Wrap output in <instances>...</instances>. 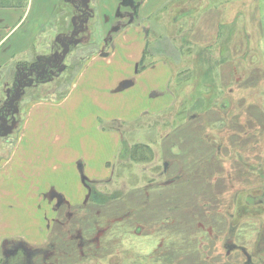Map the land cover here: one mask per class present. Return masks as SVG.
Returning <instances> with one entry per match:
<instances>
[{
    "label": "rangeland",
    "instance_id": "374dc122",
    "mask_svg": "<svg viewBox=\"0 0 264 264\" xmlns=\"http://www.w3.org/2000/svg\"><path fill=\"white\" fill-rule=\"evenodd\" d=\"M134 1L136 5L139 3V0ZM21 3L22 0H4L2 5ZM95 3V0H60L58 13L54 21L49 24L48 30L53 32L46 33L47 39H43L45 51L37 55L34 53L32 57L22 61H15L3 70L2 80L5 88L0 83V91H2L3 99H5V93H8L12 101L7 103L8 107H6L4 104L6 101L2 99L0 105V113H2L0 115V169L3 163L16 156L19 123L24 121L30 104L43 100L60 102L89 55L100 48V23L98 26ZM222 8L226 9V16L222 20L218 34L216 33L215 42L208 45L212 51L195 48L193 50L197 56L195 61L189 52L190 43L187 41L191 28H193L198 15L200 16L204 11L207 16L203 18V25H207L211 17L208 15L209 11L215 12L213 9L220 10ZM129 11L125 8L120 13L125 15ZM80 14H84L87 18L84 17L81 20ZM137 20L135 16L133 22ZM125 23L127 20H123L122 24ZM149 23H151L153 34L148 40L147 54L151 58L149 62L143 60L140 67L145 63L149 67L161 61L168 63L174 74L171 90L176 97V106L171 112L161 116H151V114H144L143 118L138 116L136 120H130L127 125L121 127L124 131L126 144L122 145L120 149L119 162L116 165L121 164L122 169L119 177L117 176L116 185L110 189V192L100 196L96 203L90 201L85 207L75 208L73 218L58 222L54 226V234L47 245L42 247L27 246L28 249L23 252L19 247L2 249L0 264H167L171 252L174 253L176 248L184 251L195 249L191 253L198 257L201 254L203 262L199 260V264H264V180L261 179V177L264 179V165H261L262 169H259V176L248 172V170L256 169L255 166H248L252 161L246 160L251 148L244 151L240 148L234 149L230 159H225L226 163L223 161L224 165L227 164L225 169L228 170V180L230 178L233 180L230 184V191L227 190V193L222 194L220 202L216 197L214 198L217 200L213 203L202 200L199 208H196L197 216L200 218L199 223L188 225V222L192 221L190 213H193V208L199 205L201 199L208 197V194H203L206 193L205 186L201 185L203 181L195 190L185 192L183 202L180 200L178 203L168 202L170 207L164 211L174 210L177 206L173 207V205L176 203L179 207L184 205L188 209L185 214L181 208L175 209L177 220L174 226L171 223H166L169 218L166 221L163 220L166 224L160 226L164 236L169 233L173 238L172 241L168 240V237H164L166 239L163 240L165 247L169 243L172 246L168 250L169 254L164 250L161 256L158 252L156 256L148 257L157 244L148 240V242L137 241L136 245L127 235L130 230L129 218L127 216L121 218L120 225L119 219H114L118 211L119 198L129 195L130 178L135 179L136 185H140L148 178L152 169L163 166L161 162H156L160 154L161 156L170 153L180 154V146L177 143L172 144L171 141L164 144V136L168 131L170 133V131L178 129L182 125L181 121L185 120L184 123H186L189 116L181 115V110L188 112L189 109H193L192 105L200 104L203 110L198 113L202 115L201 117H205L208 114L207 111L213 112L214 103L220 104L215 108L220 115L218 121L221 120L217 121V124L222 128L215 131L217 125L213 126L209 130L212 133L208 134L207 131L205 137L209 142V139L215 141L219 140V136L225 139L231 135V131L226 130L231 124L226 126L223 120V118L228 120L231 117L227 110L228 106L224 107L227 98L225 90L229 91L230 88H219V84L222 83L221 76H207V74L203 80L200 78L204 75L205 70L216 69L215 62L216 64L220 63V51L226 53L225 40L228 37L231 39L226 44L227 48L230 47V53L225 54L228 61L225 59L221 63L225 62L229 69L231 63L228 55L230 54L231 61L234 64L238 63V65L232 64L234 83L240 82V76H248V80L243 81V88L247 89V85L251 87L256 83L261 88V84L258 83L260 76H264V0H170ZM214 23H216L215 17ZM72 36L74 38L68 43L69 49L63 60L65 51L58 40L63 41ZM77 41L79 45H75ZM126 50L138 53L139 46L131 49L129 47ZM226 50L228 51V49ZM241 58L248 64L243 61L239 65ZM46 62L52 66L50 67ZM57 64L59 66L56 68ZM115 64L119 70H126L130 67L129 62L125 60ZM193 66H196L197 71L192 76H186L188 72H192ZM116 68L111 70V74L123 76ZM228 75L230 76V74ZM154 77L152 74V78ZM234 87H236L235 84L231 83V88ZM260 91L264 93V89H260ZM244 92L235 89L233 98L239 99ZM95 93L99 95L100 99L103 96L108 101H114L111 97L103 95L100 90ZM81 94H77L78 97L84 96ZM128 101L141 105L144 97L134 93L128 97ZM228 101L227 98V104ZM254 101L257 103L261 100L254 99ZM38 112H41V108L38 109ZM189 115L191 114L189 113ZM90 117V113L83 117L79 113L76 115L77 124L81 123L79 129L83 130L88 142L97 139L96 129L86 127V122L90 120ZM240 119L239 115L235 117L237 123H240ZM64 121V113L53 111L40 120V128L36 130L40 131V137L30 138V142L33 143L31 140L37 141L38 149L45 152L46 155L44 157L39 155L43 160L35 164V167H28L30 174H35V170L44 168L39 174L49 176L52 175L53 167L60 166L59 170L53 172L56 171V176L65 178L66 154L65 150L59 151V149L66 147L63 140L68 136L70 129L65 127ZM203 122L207 126L208 120ZM236 122L232 125L235 128L233 135L242 139V142H245L246 138L251 135L253 138H260V141L263 142L264 130L244 129L241 124ZM259 122L264 125V118L260 117ZM1 126H3L2 129ZM103 126L106 132L111 131L110 125L107 126L104 123ZM58 136L61 139H58ZM55 139L57 141L53 145ZM133 144H149L148 146L153 149L152 156L148 157L149 160L146 158V160L137 161L138 163L132 165L128 160L129 156H135ZM30 145L32 146L29 143ZM108 145L109 140L105 138L104 152H102L101 146L98 148L99 155L106 156V159L111 157V151L106 154ZM52 149L55 152L54 160L48 155ZM260 149L262 150V147ZM18 158L19 156L16 159L12 158L11 168H17ZM152 159L154 160L152 161ZM230 164H232V169H230ZM21 172H23L22 169ZM38 178L37 175L26 176L24 179L18 178L15 170L9 171L3 178L0 176L1 182L6 183L9 179L7 188L2 192L0 190V240L15 235H23L27 239L40 237L37 226H34L36 212L33 208V195L28 184L29 179L37 180ZM18 179H20L19 184L24 186L23 189L17 188ZM94 224H98L96 231L93 228ZM120 227L121 229H119ZM143 231L146 232V230ZM15 249L18 252H15ZM163 249L162 247L160 251ZM35 252L38 253L34 254ZM212 257L215 259L212 260Z\"/></svg>",
    "mask_w": 264,
    "mask_h": 264
},
{
    "label": "crops",
    "instance_id": "0c3cea01",
    "mask_svg": "<svg viewBox=\"0 0 264 264\" xmlns=\"http://www.w3.org/2000/svg\"><path fill=\"white\" fill-rule=\"evenodd\" d=\"M169 1L139 0L136 5V2L131 0L132 4L136 6L134 17L136 16L138 20L136 21L137 23L133 22L134 17H130L126 19L127 23L124 25L122 24L123 21L119 20L118 13L122 9L124 10L125 7L120 6L119 0H95L98 26L100 23V48H97L95 52L89 55L77 73V77L70 89L60 102L43 100L34 101L33 104H30L24 116V121L20 124L19 133H17L16 156L3 163L0 169L2 178L13 170L17 173L18 178L22 177L24 179L26 176H39L37 180L29 179L28 184L33 195V208L36 212L34 215V226H37L40 237L27 239L23 235L8 236L7 239L0 240V252L2 247L4 248L8 244H23L28 247L47 245L54 229V219L56 218L60 201L65 202L70 207L78 208L90 198L89 195L92 191L104 196L116 185L117 176L119 177L122 169L121 164L117 166L116 163L119 162L118 155L122 145L126 144L124 131H122L121 127L127 125L130 120H136L138 116L140 118H143L144 114L161 116L174 109L176 97L171 90L174 74L168 63L161 61L150 67H140L143 60H148L149 62L151 58L147 54L148 40L150 35L153 34L151 23L149 22L157 16ZM0 2V83L5 88L2 80L4 69L15 61H22L25 58L32 57L34 53L37 55L45 51V41L43 39H47L46 33L53 32L48 30L49 24L54 21L58 13L60 0H22L21 4L13 5H2L4 0H0ZM213 10L215 12L211 10L208 13L211 17L207 25H203V18L207 16V14H204L205 11L200 16L198 15L189 33L187 40L190 43L189 48L191 50L189 49V52L193 55L192 58L195 61L197 60L196 52L193 51L195 48L212 51V48H208L210 47L208 45L215 42L216 33L218 34L222 20L226 16V9L224 8ZM214 17L216 23H214ZM119 24L122 26H118ZM230 40V37L225 40V47L229 51L225 49L227 54L230 53V47L227 48L226 44ZM135 46H139L138 53L126 50ZM54 47H56L55 44ZM226 53L220 51V63L216 64L215 62L216 69L212 70L213 72L211 69L205 70L203 76L207 74V76H221L222 83L219 84V88H230L229 91L225 90L229 101L227 104L226 98L224 107L228 106L227 110L230 112L231 117L228 120L223 118V120L226 126L231 124L226 129L231 131V135L225 137V139L218 135L219 140L213 141L209 139L208 142L205 137L207 131L208 134L212 133L209 130L216 125L215 131L222 128L217 124L221 120L218 121L220 115L217 108H215L220 104L214 103L213 112L207 111L208 114L205 117H201L202 115L198 113V111L201 112L203 110L200 104L192 105L193 109L188 111L193 115L188 117L186 123L184 121L178 129L172 130L170 133L168 131L167 135L164 136V144L167 141H171L172 144L177 143L180 146V154L170 153L166 156H161L160 154L156 162H161L163 166L152 169L150 175L148 174V178L142 181L140 185H136L135 179L132 180L130 178L131 187L128 191V197L124 195L123 198L118 200V211L114 219H119V225L121 218L128 217L130 208L144 209L141 215L147 222H159L169 215L167 210L164 211V209L170 207L168 202L178 203L179 200L183 202L185 192L195 190L201 181H203L201 185L205 186L204 190L206 192L203 194H208V197L201 199L200 202L203 200L204 202L213 203L220 198V195L226 191V187L233 182L231 178L229 180L227 178L228 170L225 169L227 164L224 165L223 161L226 163L227 160L225 159H230L234 149L240 148L244 151L251 148L249 157L246 160L252 161L248 166H255L256 169L248 170V172L254 176H259V169L261 165H264V138L263 142H261L260 138H253V135H251L246 138L245 142H242V139L233 135V129L235 128L232 125L236 122L235 117L239 115V118H241L240 123H236L241 124L244 129L264 130V125L259 122L260 117L264 118V93L260 91V89H264V76H260V82L257 81L259 82L258 84H261V88L257 83L251 87L247 85V89L243 88V81L248 76H240V82L234 83L232 68L234 63L231 61V54L228 55L231 63L229 69L225 62L221 63L225 59L228 61ZM121 60L129 62L130 67L127 64L128 69H117L115 63ZM243 61L245 60L241 58L239 65ZM246 63L248 64V62ZM234 65H238V63ZM114 68L119 73H122L123 76L112 75L111 70ZM247 69L249 70L248 66ZM152 74L155 76L154 78H152ZM231 83L235 84L236 87L231 88ZM81 88L84 90L80 91L79 89ZM235 89L245 91L237 100L233 98ZM99 90L103 95L111 97L114 101H108L103 96L100 99L99 95L95 93V91ZM79 93L84 96L78 97L77 94ZM134 93L141 94L144 97L141 105L132 104L128 101V97ZM2 99L3 94L0 91V105ZM254 99H260L261 101L256 103ZM68 105L70 106L68 107ZM40 108L41 112L39 113L38 109ZM63 110L65 112H62ZM50 111L64 113L65 127L70 129L68 136L63 140L66 147L59 149V151L65 150L66 154L64 179L62 176H56V171L53 172L54 170H59L60 166L53 167L52 175L49 176L47 174H39L44 168L35 170V174L29 173L28 167H35V164L43 160L41 157L46 155L45 152H41L38 149V142L31 140L33 141L31 143L30 138L40 137V131L36 130L40 128V120L43 116H47ZM77 113L81 117L90 113L91 117L86 122V127L96 129V140L88 142L83 130L79 129L81 123L77 124ZM206 120H208L207 126L203 122ZM104 123L107 126L110 125L111 131H105ZM57 138L61 139L59 136ZM105 138L109 140V148L106 152L108 154L111 151L109 159H106V156H100L98 152L99 146L102 147V152H104ZM56 141L57 139L54 140L53 145ZM29 143L32 146H29ZM137 145H145L153 151L148 146L149 144H135L134 151ZM260 147H262V150ZM48 155L54 160V149L50 150ZM18 156L17 168H11L12 158L16 159ZM146 158L141 157L137 160L134 155H131L128 161L133 165L138 163L137 161L146 160ZM21 169L23 172H21ZM230 169H232V164H230ZM261 179L264 180L262 177ZM19 181L20 179H18L17 188L21 187L23 189L24 186L19 184ZM147 181L148 183H146ZM22 182L24 183V181ZM8 183L9 179L6 183L0 181L1 192L7 188ZM145 186L148 187L145 188ZM139 193L143 194V196L139 195ZM94 202L96 203V201ZM177 203L173 207L181 208V211L185 214V206L181 205L179 207ZM194 208L198 209L199 206ZM173 214L177 216L176 212H173ZM128 218L130 235L134 224L131 217ZM107 219L110 220V218ZM97 225H93L94 231L97 230ZM136 241H143V239L138 238ZM144 256L147 255L144 254Z\"/></svg>",
    "mask_w": 264,
    "mask_h": 264
},
{
    "label": "flooded vegetation",
    "instance_id": "af4514ba",
    "mask_svg": "<svg viewBox=\"0 0 264 264\" xmlns=\"http://www.w3.org/2000/svg\"><path fill=\"white\" fill-rule=\"evenodd\" d=\"M119 2H120V6L122 5L123 7H125V8H127V7H129V8H127V9H130L131 11H129L128 13H126L125 15H123V14H121L120 12L118 13V17H119V20L122 22L123 20H126L127 18H133L134 17V14L136 13V6L134 5V4H132V2H131V0H119ZM79 9V8H78ZM126 16V17H125ZM80 17H81V20H82V18H87L84 14H80ZM126 24V23H125ZM124 24V25H125ZM121 24H119L118 26H120ZM122 26V25H121ZM118 28H120V27H118ZM118 28H117V30H118ZM75 31H77V30H75ZM74 38V36H72V37H70V38H66L65 40H58V42L60 43V44H62V46L64 47V53H65V55H67V52L66 51H68V49H69V42H71V39H73ZM75 45H79V43H78V41L77 42H75ZM66 58V57H65ZM64 58V59H65ZM63 59V60H64ZM47 63V62H46ZM50 67L52 66L51 64H49V63H47ZM59 66V64H57V66H56V68ZM4 101H6L4 104H6V107H8L7 106V103H9L10 101H12V100H10V98H9V95H8V93H5V99H4ZM3 104V105H4ZM3 109H4V106H3ZM0 115H2V113H0ZM7 115V114H6ZM21 123H19V125H20ZM0 125H1V123H0ZM20 127V126H19ZM3 128V126H1V129ZM149 184H154V183H149ZM146 185V184H145ZM148 186H145V188H147ZM227 190L228 191H230V184L226 187V191L224 192V193H222V194H225V193H227ZM89 196H90V198H89ZM88 196V198L89 199H87L86 200V202L81 206V207H85V206H87L89 203H90V201H97L99 198H100V195L98 194V193H95V192H91L90 193V195ZM221 196L222 195H220V198H221ZM218 199L219 200V202H220V200H222V199ZM60 201V200H59ZM95 203V202H94ZM201 203L202 202H200L199 203V205L198 206H200L201 205ZM194 209V211H193V213H190V215H191V217H192V221H190V222H188V225H194L195 223H199L200 222V218H198V216H197V209H195V208H193ZM73 210H75V208H73V207H70L68 204H66L65 202H62V201H60V203H59V207H57V215H56V218L54 219V226L58 223V222H60V221H62V220H64V219H70V218H73L72 217V215H74L73 214ZM141 210H144V209H139V208H130L129 209V212H128V217H129V215H130V217H131V220L133 221V224H134V228H133V230H132V233L129 235V234H127V235H129V238H130V240L132 241V242H137L136 240L138 239V238H141V239H143V241H145V242H148V240H150V242L151 241H155V243L157 244L156 245V247H155V249H153V251L150 253V254H148V257L149 256H156L157 254L156 253H158L159 252V255L161 256L163 253H164V250H165V252H167L168 254H169V249H170V243L169 244H167V246L165 247V241H163V240H165L166 238H164V237H168V240H170V241H172V237H171V234H169L168 233V235L166 234L165 236H164V234H163V231H162V228L160 227L161 225H164V224H166V223H171V224H173V226H174V224H175V222H176V220H177V216L176 215H174L173 214V212H175V208H174V210H172V211H170V212H168L169 213V215L167 216V217H164L163 219L166 221V219L167 218H169V220L166 222V223H164L163 222V219H161L159 222H157V223H150V222H147V221H145L143 218V216L141 215ZM186 210H188L187 208H185V210L184 211H186ZM140 215V216H139ZM166 218V219H165ZM68 219V220H69ZM97 223V222H96ZM63 224V223H62ZM98 229V228H97ZM143 230H146V232H144ZM146 233V234H145ZM53 234H54V229H53V232H52V234H51V238H52V236H53ZM137 237V238H136ZM162 241V242H161ZM9 247V249H14V248H20L21 249V252H23L24 250H26V249H28V247L26 246V245H23V244H16V245H7L6 247H2V249L3 250H6V248H8ZM164 248L163 249V251H160L161 250V248ZM172 247V246H171ZM173 248H175V246L173 245ZM15 252H18L16 249L14 250ZM154 252V253H153ZM173 252V251H172ZM38 252H35L34 254H37ZM40 253V252H39ZM200 257H201V254H200ZM215 258L214 257H212V260H214ZM203 261V260H202Z\"/></svg>",
    "mask_w": 264,
    "mask_h": 264
},
{
    "label": "trees",
    "instance_id": "16d2710c",
    "mask_svg": "<svg viewBox=\"0 0 264 264\" xmlns=\"http://www.w3.org/2000/svg\"><path fill=\"white\" fill-rule=\"evenodd\" d=\"M142 66L147 67L146 64H143ZM195 67L193 66L192 72L191 71L188 72L186 74V76H188V75L192 76V74H194V72L197 71ZM200 78H202V80H203L206 77H204L202 75ZM206 84H209V83H206ZM180 114L183 115L184 117H186V116L190 117V116L193 115V114L189 115V111L186 112L184 110H181ZM184 121H181V123H183ZM149 156H152L151 149L149 147H147L145 145H137V147L135 149V158L137 160L139 158H141V157L146 158V157H149ZM139 195L143 196V194H140V193H139ZM192 251H195V249H188V251H184V250H182L180 248H176V249H174V253L171 252V255L169 256V260H168L170 263L169 262L168 263L169 264H176V263L177 264H199V262L202 261V258L200 257V255H199L200 259H199L198 255L197 256H193V254L191 253ZM166 259H167V257H166Z\"/></svg>",
    "mask_w": 264,
    "mask_h": 264
},
{
    "label": "water",
    "instance_id": "95a60500",
    "mask_svg": "<svg viewBox=\"0 0 264 264\" xmlns=\"http://www.w3.org/2000/svg\"><path fill=\"white\" fill-rule=\"evenodd\" d=\"M66 57V55L64 54V56H63V59Z\"/></svg>",
    "mask_w": 264,
    "mask_h": 264
}]
</instances>
